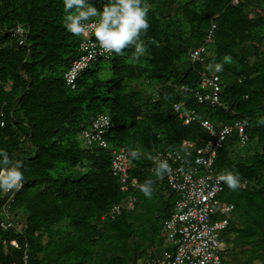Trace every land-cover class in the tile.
<instances>
[{
  "label": "trees",
  "instance_id": "obj_1",
  "mask_svg": "<svg viewBox=\"0 0 264 264\" xmlns=\"http://www.w3.org/2000/svg\"><path fill=\"white\" fill-rule=\"evenodd\" d=\"M145 2L150 28L141 40L147 54L134 61L129 46L98 60L72 89L63 74L82 36L65 29L63 0H0V149L24 161L25 176L20 191L0 193V215L9 213L13 222L0 227V264H136L141 255L152 258L141 246L154 244L176 195L156 177L150 157L157 149L180 148L184 140L199 148L210 138L197 122L185 125L173 111L172 103L181 101L183 110L215 127L249 120L247 143L239 147L236 136L229 137L213 170L232 171L245 181L236 190L225 184L219 196L234 206L226 242L235 233L242 264H264V7L260 0ZM89 3L100 11L106 0ZM18 23L29 28L24 45L10 33ZM213 24L208 65L231 57L220 72L221 106L198 104L181 90L197 86L204 67L192 64L188 52L205 43ZM99 115L112 123L104 131L105 148L81 137ZM122 147L139 152L129 170L136 184L127 191L110 165L111 151ZM148 180L150 199L137 187Z\"/></svg>",
  "mask_w": 264,
  "mask_h": 264
},
{
  "label": "built area",
  "instance_id": "obj_2",
  "mask_svg": "<svg viewBox=\"0 0 264 264\" xmlns=\"http://www.w3.org/2000/svg\"><path fill=\"white\" fill-rule=\"evenodd\" d=\"M99 3L101 0H95ZM243 0H232L238 4ZM264 7V0H260ZM96 21H92L95 23ZM213 24L208 31L205 43L188 52V59L192 64H200L204 67L199 76L195 88L182 86L184 93L192 94L198 104L209 102L211 106L220 105L222 91L221 75L214 70V65H208V45L212 41ZM15 34H22V29L17 27ZM20 40L19 43H22ZM78 56L74 58L70 67L64 73L66 84L72 89L76 80L89 64L100 59L110 57L108 53H102L95 42L92 29H88L78 46ZM185 102L173 103L175 112L180 114L183 123L188 125L197 122L209 135V139L202 147L196 148L195 144L184 140L181 147L174 150L156 151L152 156L153 162L157 158L166 159L171 172L163 177L167 187L176 195L170 214L161 223V233L164 237V248L155 254L145 264H221L227 254L225 233L229 226V217L234 208L233 204L220 200L219 196L224 189V183L218 180V176L224 173H216L213 164L218 151L226 140L236 136L237 145L242 147L248 141L246 128L249 125L247 118L234 120L232 123L215 127L207 118H200L192 110H183ZM225 112L228 108L223 106ZM3 126V121L1 122ZM111 127V121L106 115H99L91 121L90 126L84 127L81 136L89 144L96 143L107 147L104 140V131ZM230 132L224 134V129ZM111 169L117 175L122 189L127 190L126 162L128 153L121 148L119 152L112 150ZM132 185H135L133 180ZM241 186L245 181H240ZM132 200L129 199L131 206ZM9 209V207L7 206ZM0 227L7 229L13 225L9 213L0 215ZM5 243V242H4ZM13 247H18L16 241H12ZM24 255L23 259L26 260Z\"/></svg>",
  "mask_w": 264,
  "mask_h": 264
},
{
  "label": "clouds",
  "instance_id": "obj_3",
  "mask_svg": "<svg viewBox=\"0 0 264 264\" xmlns=\"http://www.w3.org/2000/svg\"><path fill=\"white\" fill-rule=\"evenodd\" d=\"M93 2L96 5L98 4L95 0H93ZM63 8L66 14L64 20L65 29L75 37L82 36L81 40L86 31H88V29H92L95 42L98 44L102 53H108L110 56L113 54L118 56L122 54V50L131 46V48L134 49V54L132 56L134 61H139L141 57L147 54V47L141 40L142 34H146L150 28L148 16L150 6L145 2V0H106V3L100 11H98L94 5L89 3V0H63ZM93 20L96 22L92 23ZM17 27L22 29V34H15V29ZM28 32L29 28L21 23L14 25V27L10 30L12 38L17 41L18 45H24L26 43ZM20 40H23V42L19 43ZM230 62L231 57L225 56L222 64L218 63L214 65L215 72H222L223 65ZM259 123L264 124V118H262ZM229 132L230 129H224L225 135ZM157 150L162 151L161 149ZM126 152L128 153V159L125 169L128 177L127 185L129 189L132 186L133 180L136 184V178L130 179L129 170L133 168L131 157L133 159L137 158L139 156V152L136 150ZM150 158L153 162L152 157ZM23 168L24 161L22 159L17 158L13 160L10 158L7 151L0 149V193L7 194L18 192L23 188L25 181ZM169 172H171V168L168 161L166 159L157 158L156 167L154 169L156 177L162 179L164 175ZM218 180L226 184L231 190H236L240 184L238 174H234L232 171H227L226 173L219 175ZM152 185L153 181L151 180H148L143 184L137 183L138 190L149 199L152 197Z\"/></svg>",
  "mask_w": 264,
  "mask_h": 264
},
{
  "label": "rangeland",
  "instance_id": "obj_4",
  "mask_svg": "<svg viewBox=\"0 0 264 264\" xmlns=\"http://www.w3.org/2000/svg\"><path fill=\"white\" fill-rule=\"evenodd\" d=\"M247 49L248 48L245 45L242 50L246 51ZM252 55H253V52L249 51L248 58L250 61H253ZM80 144L82 146H84L82 139H80ZM236 147H238V146H236ZM236 147H233V150L235 149V151H236ZM240 154H241V156H243L246 153H244L243 151H240ZM159 226H160V223H159ZM234 237H235V233L232 232L229 235V243L226 242V245L228 248L226 250L227 254H225V259L227 260V262L229 264H242V260L245 256L243 257V254L240 251V249L237 248L236 245L234 244V240H233ZM153 241H154L153 245H149L148 243H145L141 246L143 249H145L147 251L146 255H148V256H149V254H158L164 248V245H165L164 237H163V234L160 232L159 229H158V234L155 235ZM3 243H4V241H3ZM149 260H150L149 258H147V257L145 258L144 256L141 255V256L137 257L136 264H145ZM254 264H261V263L258 261H255Z\"/></svg>",
  "mask_w": 264,
  "mask_h": 264
}]
</instances>
